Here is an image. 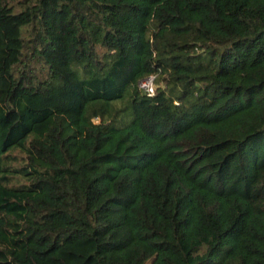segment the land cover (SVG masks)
<instances>
[{"label":"trees","instance_id":"1","mask_svg":"<svg viewBox=\"0 0 264 264\" xmlns=\"http://www.w3.org/2000/svg\"><path fill=\"white\" fill-rule=\"evenodd\" d=\"M0 264H264V0H0Z\"/></svg>","mask_w":264,"mask_h":264},{"label":"built area","instance_id":"2","mask_svg":"<svg viewBox=\"0 0 264 264\" xmlns=\"http://www.w3.org/2000/svg\"><path fill=\"white\" fill-rule=\"evenodd\" d=\"M155 75H150L139 82V88L144 93L153 94L156 90Z\"/></svg>","mask_w":264,"mask_h":264}]
</instances>
